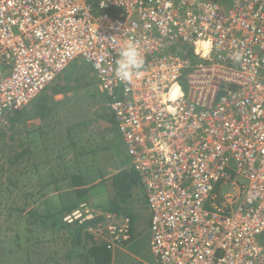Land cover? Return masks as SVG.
Masks as SVG:
<instances>
[{
  "label": "built area",
  "instance_id": "2783aa9c",
  "mask_svg": "<svg viewBox=\"0 0 264 264\" xmlns=\"http://www.w3.org/2000/svg\"><path fill=\"white\" fill-rule=\"evenodd\" d=\"M77 60L142 184L154 264H264V0H0V131ZM99 215L94 241L131 239L128 214L85 202L62 221Z\"/></svg>",
  "mask_w": 264,
  "mask_h": 264
},
{
  "label": "rangeland",
  "instance_id": "374dc122",
  "mask_svg": "<svg viewBox=\"0 0 264 264\" xmlns=\"http://www.w3.org/2000/svg\"><path fill=\"white\" fill-rule=\"evenodd\" d=\"M66 73H71L79 87L68 93L70 98L65 95L51 97L50 84L33 100L37 103L41 98H48L49 111L38 118L39 132L32 130L30 124L35 113V109L29 110L33 101L28 108H23L28 110H21L24 111L22 118L8 117L0 131V264H88L91 259L88 249L101 242L94 241L86 231L97 223L81 230L79 242L74 238L72 227H63V216L59 219L60 216L54 214L74 205L78 199L69 193L64 181L49 180L48 170L45 166L38 168L36 159L41 162L47 159L53 166L60 163L58 169L64 174L66 167L72 172L89 168V178H95L93 184L100 182L101 169L105 171L104 176L109 171H117L111 162L121 168L129 164L114 120L105 134L95 127L99 113L107 110V98L98 91L89 66L77 60L61 76ZM32 131L36 133L31 134ZM66 132L70 133L69 138ZM89 178L86 177L88 181ZM101 187L105 190L101 202L89 195L80 201L96 213H105L101 207L108 199L107 188ZM130 192L133 194L129 195L123 210L132 221L131 239L110 249L111 264H154L149 250V217L142 189L135 186ZM71 211L65 210L63 214ZM49 215L54 220L45 219ZM107 238L103 235L102 239Z\"/></svg>",
  "mask_w": 264,
  "mask_h": 264
},
{
  "label": "trees",
  "instance_id": "16d2710c",
  "mask_svg": "<svg viewBox=\"0 0 264 264\" xmlns=\"http://www.w3.org/2000/svg\"><path fill=\"white\" fill-rule=\"evenodd\" d=\"M96 3L97 0H90V4L92 9H96ZM107 12L111 15L118 16L120 13L119 11L115 9H108ZM188 58H191V54L186 55ZM80 86V85H79ZM79 88L77 85L76 79H74L71 75V73H66L64 75L58 76L50 85L49 87V93L52 95L56 94H67L68 92H75V90ZM45 98H41L39 102H37L35 106V113H33L35 116L39 117L41 115H44L45 112H48V103H43ZM105 109V108H104ZM17 112H14L9 117L10 119L13 117V119L19 118L21 114ZM38 113V114H37ZM102 114L104 116H107V119L111 122L112 117L110 114H108L105 110L102 111ZM101 114V115H102ZM70 133L66 132L67 138H69ZM101 181L103 185L107 188L108 191V199L105 202V204L101 207L103 212H110L114 213L116 215L125 214L124 212V205L126 204L127 200L129 199L130 195V189L140 184V180L137 177V175L130 169V168H124L120 172H118L116 175L112 177H107L103 175V172L101 173ZM69 186L70 190L72 191L73 195L78 199L77 203L74 205L68 206L66 209L57 211L54 215L60 216L59 219L64 215L63 213L66 211H71L74 209L75 205L78 204V202L85 200V196L87 194V191L95 186L93 185V181H88L86 178L83 177L82 173L78 170L74 172L70 178H69ZM56 182V181H55ZM30 213V210L28 211ZM31 214V213H30ZM48 215V214H47ZM53 215V214H51ZM49 215V217H45V219H50L54 217ZM100 220H102L101 215L96 216L95 218L91 220L84 221L82 224H72L67 225L64 224L63 227H72L74 232V238L80 239L81 236V230L86 228L87 226L94 225L98 223ZM90 254V261L88 264H111L112 262V255L110 249L107 248L104 244H93L89 249ZM92 260V261H91Z\"/></svg>",
  "mask_w": 264,
  "mask_h": 264
},
{
  "label": "crops",
  "instance_id": "0c3cea01",
  "mask_svg": "<svg viewBox=\"0 0 264 264\" xmlns=\"http://www.w3.org/2000/svg\"><path fill=\"white\" fill-rule=\"evenodd\" d=\"M68 93H72V92H68ZM56 94V95H52L51 97H53V98H58V97H61V96H63V95H65V96H69V98H70V96L71 95H69V94ZM46 100H48V98H45L44 99V101H43V103H47L46 102ZM36 102V101H35ZM36 104L37 103H34V101L32 102V104H31V106H33V107H31V106H29V110H31V109H33L34 110V108H35V106H36ZM28 106H27V108H28ZM26 108V109H27ZM31 108V109H30ZM26 109H22V110H26ZM28 110V109H27ZM24 111H21L20 110V112H18L19 114H24L23 113ZM30 112V111H29ZM102 113H99V115H98V118L96 119V123H95V127H96V129L98 130V131H100L102 134H105V132H108L109 131V129L111 128V122L107 119V116H104L103 114L101 115ZM25 115H26V113H25ZM22 118V115L21 116H19V118ZM18 118V119H19ZM38 118L39 117H37V116H35L34 114H32V118H30V124H32L31 126H29V127H31L32 128V130H36V131H40L39 129H37V128H39V121H38ZM32 121L34 122V123H32ZM35 134L36 132H34V131H32L31 132V134ZM37 152H38V150H37ZM34 153V152H33ZM39 154V152L37 153V155ZM39 156V155H38ZM37 156V157H38ZM37 161V163L35 164L37 167L39 166V167H44L45 166V169H47L48 170V174H49V180L50 179H53L54 181H56V182H58V181H64L65 183H66V185H67V189H68V191H69V193H71V194H73L72 193V191L69 189L70 188V186H69V178H70V176L75 172H72V171H70L71 169H70V167H66V168H68V169H66V173L64 174L61 170H59L58 169V166L59 165H61L60 163H55V167L53 166V165H51L52 164V162L51 161H49V160H44V162H41V161H39L38 159H36ZM63 164H64V161H63ZM110 165L111 166H114L115 165V167L117 168V171H115V173H113V172H111V171H109V172H111V173H109L108 172V174H106V177H104V178H107V177H112V176H114V175H116L118 172H120L122 169H124V168H129V166L127 165L126 167H124V168H121V166L120 165H118V164H114V163H110ZM93 166V165H92ZM36 167V168H37ZM38 167V168H39ZM52 167H54V169H52ZM86 168H88V167H86ZM44 169V170H45ZM46 170V171H47ZM53 172V173H52ZM96 172H98L99 173V170H96ZM100 172L102 173H104L105 171H103V169H101L100 170ZM51 173L53 174V176H51ZM82 173V175H83V177L84 178H86V177H88L89 178V174H91V171H90V169L88 168V169H86V171L84 170V171H82L81 172ZM97 173V174H98ZM105 174V173H104ZM37 175V174H36ZM90 179V178H89ZM95 180V178L93 177V179L91 180L90 179V181H94ZM99 181V180H98ZM98 181L97 182H95L96 183V185L95 186H93L92 188H90L88 191H87V194H86V196H90V198H95V199H97V201H99V202H101L104 198H103V193H105V190L103 189V187H101L100 188V186H103V184H102V182H99L98 183ZM100 181H101V179H100ZM94 185V184H93ZM138 186H140L141 187V189H142V198H143V203H144V206H145V208H146V210H147V213H148V217H149V211H148V209H147V206H146V203H145V197H144V192H143V188H142V184H141V182H140V184L139 185H137L136 187H138ZM132 189H130V191H131ZM130 194L132 195L133 193L132 192H130ZM99 196L101 197V199H98L99 198ZM104 196H105V194H104ZM98 197V198H97ZM107 197V196H106ZM79 204H81V202L79 203ZM98 205V204H97ZM149 219V218H148Z\"/></svg>",
  "mask_w": 264,
  "mask_h": 264
},
{
  "label": "clouds",
  "instance_id": "9594fccd",
  "mask_svg": "<svg viewBox=\"0 0 264 264\" xmlns=\"http://www.w3.org/2000/svg\"><path fill=\"white\" fill-rule=\"evenodd\" d=\"M141 59L135 45L129 41L120 50V58L117 61L116 73L121 80L130 81L133 76H138L139 69L142 67Z\"/></svg>",
  "mask_w": 264,
  "mask_h": 264
}]
</instances>
